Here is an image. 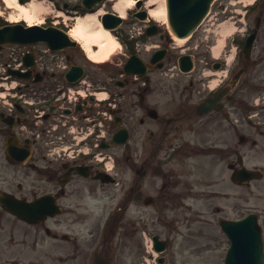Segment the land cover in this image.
Here are the masks:
<instances>
[{
	"label": "flooded vegetation",
	"instance_id": "obj_1",
	"mask_svg": "<svg viewBox=\"0 0 264 264\" xmlns=\"http://www.w3.org/2000/svg\"><path fill=\"white\" fill-rule=\"evenodd\" d=\"M54 1L63 12L53 18L60 17L62 27L70 34L78 16L99 14L100 8L103 14H109L114 7V0L91 9L83 5V0ZM18 2L24 7L30 5L29 0ZM11 8L0 0V27L14 23L10 20ZM144 12V3L136 6L114 31L124 51L115 61L93 63L85 56L83 46L69 52L73 57L67 54V64H81L87 74L89 96L70 113L77 115L80 124L96 126V136L102 138L92 153L73 157L49 153L59 144L57 139L50 138L45 144L32 137L22 138L20 119L12 115L6 124V115L0 110V194L8 193L24 203L45 198L43 207L51 210L42 223L35 224L44 227L46 237H19L21 233L0 237V264H124L121 256L128 250L134 254L127 264H150L145 238L148 233L159 234L153 224L149 228L145 214L142 216L139 210L136 217L142 222L131 219L133 233L125 243L118 244L117 237H98L96 230L92 237H71L53 233L48 227L84 224L87 215L95 214L84 207L87 199L106 206L105 201L114 200L119 191L124 196L115 213H98L90 224L104 225L109 231L140 203L160 212L190 210L202 201L200 196L225 199L228 207L230 177L233 180L236 173L242 175L247 169L259 173L257 181L264 180V0L246 13L248 26L256 27L251 32L257 33L251 57L247 58L241 48L229 68L224 62L210 61L203 49L208 43H203L201 36L189 41L186 49H179L165 27L152 21L149 14L145 19ZM158 52H164L163 61L152 62ZM130 60L131 71L144 69L145 73L125 72ZM189 64L192 71L183 73L181 69ZM223 90L226 95L214 108L199 113L201 104ZM93 92L107 93L110 100L97 104L91 97ZM102 122L103 134L97 126ZM124 132L128 139L117 142ZM251 184L241 180L232 188L244 193ZM154 186H159L155 199L143 195ZM188 198L196 204H188ZM239 207L237 204L234 209ZM159 218L165 226L170 224L168 217ZM163 239L169 244L168 236ZM167 262L168 257L157 260V264Z\"/></svg>",
	"mask_w": 264,
	"mask_h": 264
},
{
	"label": "rangeland",
	"instance_id": "obj_2",
	"mask_svg": "<svg viewBox=\"0 0 264 264\" xmlns=\"http://www.w3.org/2000/svg\"><path fill=\"white\" fill-rule=\"evenodd\" d=\"M42 1L44 0H40V2ZM134 1L135 0H132L131 2L129 1L123 5L125 15H127V13L134 7ZM239 1L240 0H217L204 22V24L209 23V25L206 27V31L203 32V38H210V46H212V48L215 46V56L226 53L228 48L225 47V45H230V53H232L234 48H236V44H233V46L231 45L233 39L243 35V31H241L242 28L239 27V22H237L238 20L234 18V16H237L238 19L241 18L242 15H239L237 11L245 10ZM51 2L52 1L48 0L44 3V10L42 12L31 13L32 16H35V21H43V18L51 11ZM119 4L120 0H115L114 10L119 11ZM12 11V14L14 15L18 13V11L14 9H12ZM20 13V17H26L23 12ZM14 17L15 16L12 18ZM16 18L18 17L16 16ZM226 26L231 29L229 33L228 31H225ZM114 36L115 35H113L112 38L116 41ZM220 43H223L221 48L216 49ZM120 52H123V48H121L116 41L115 45L112 47L110 55L114 54L118 56L120 55ZM111 57V60L115 61L117 59H115V56ZM232 186H234V183L230 180L231 191L229 193L228 207L224 204L225 199L207 200L202 199L200 196H198V199L202 201H198L197 206L190 210L177 209L160 212L159 210H155L151 207L148 208L140 203L137 207L132 208L128 214L123 216V220L120 221L117 226L112 224L110 227L111 230L106 232L107 237H117L118 244L125 243L131 239L130 236L133 233L132 226H130L131 219L136 222L139 221L140 224L142 222V220L139 219L140 217H136V211L139 210L142 213V216L145 214V222L150 225L149 228L152 227L151 225L153 224V227L157 230L155 233L162 237H169L170 247L166 252V256L168 257L167 264H224V257L230 243L219 226V219H235L242 213L248 214L250 212H255L259 215L261 225L264 229V180L254 181L249 188L245 189L244 193H239L238 188H232ZM158 188L159 186H154V188H150L143 195L153 196L155 199L159 192ZM257 189L261 191H258ZM122 194V191H119L114 200L105 201L106 206H104L103 202H100L98 205L87 199L84 202V207L89 209L88 212L94 211L95 214L87 215V220L84 224H78L70 228L64 225H53L49 227L53 228V233H62L60 236H62L63 233H67L71 237H92L91 234L93 230H96V233L99 231L96 235L98 237H103L102 231L105 226H94L90 224V222L97 217L98 213H115V206L120 201ZM217 196V198H219L221 197V194H217ZM214 198H216V196ZM195 201L196 200L190 198L186 200L188 204H196ZM211 202L214 204H211ZM204 203H208V205H205ZM237 204H239L240 207L234 209ZM160 215L162 217H168L170 223L168 226H165V223L160 222ZM115 222L116 221L113 223ZM0 226V232L2 233L1 237H17L15 227L18 226L22 228L21 232L19 229H16V231L21 233V236L19 237H33L34 235L46 237L43 226L26 225L18 220H14L11 215L2 210H0ZM147 237L149 241V249L152 252L151 234L148 233ZM117 251L118 250H115V252ZM133 254V250H131V255L129 250L125 254H122L123 256H121V258L124 261V264H127L132 260L131 257Z\"/></svg>",
	"mask_w": 264,
	"mask_h": 264
},
{
	"label": "water",
	"instance_id": "obj_3",
	"mask_svg": "<svg viewBox=\"0 0 264 264\" xmlns=\"http://www.w3.org/2000/svg\"><path fill=\"white\" fill-rule=\"evenodd\" d=\"M213 1L167 0L168 20L172 31L180 37L190 34L206 15ZM111 17L117 19L119 23L121 22L120 18L113 15ZM0 39V44L19 43L25 45L45 42L53 50H61L72 44L69 37L62 31L40 27H6L0 29ZM25 63L27 66L32 65L33 56L28 55L25 58ZM13 73L20 77L31 75V72ZM71 75L70 73L67 76L70 77ZM251 176L250 174L249 178ZM253 177L255 176L253 175ZM1 204L28 222L40 220L48 211L47 208L43 209L40 203L20 204L7 195L3 196ZM222 227L231 240V247L225 258V264H264L262 229L255 215L251 214L240 221L222 222ZM154 242L156 250L162 252L164 250V246H161L162 242L157 237H154Z\"/></svg>",
	"mask_w": 264,
	"mask_h": 264
},
{
	"label": "bare ground",
	"instance_id": "obj_4",
	"mask_svg": "<svg viewBox=\"0 0 264 264\" xmlns=\"http://www.w3.org/2000/svg\"><path fill=\"white\" fill-rule=\"evenodd\" d=\"M10 5H14L19 7L17 0H7ZM131 2L132 0H120V4L118 6V10L122 15H124L123 5L125 3ZM253 2L254 0H249ZM148 5L152 8L151 15L163 22H167V12H166V0H149ZM121 7V8H120ZM21 12L25 14V16L29 19L30 25H35L31 16V13L42 12L44 7L38 3L31 4V10H28L24 7H19ZM35 18V16H33ZM225 31L228 33L231 31L229 27H225ZM73 36L76 40L80 41L85 50L87 51L88 57L93 61H105L110 57L112 47L115 45L116 41L112 38L111 34L104 30L101 24L97 21V16L79 18L76 24V28L73 31ZM186 40L184 39H176V42L179 44H183ZM223 43H220L217 48H220ZM93 47H97L99 49L98 53L93 51Z\"/></svg>",
	"mask_w": 264,
	"mask_h": 264
}]
</instances>
